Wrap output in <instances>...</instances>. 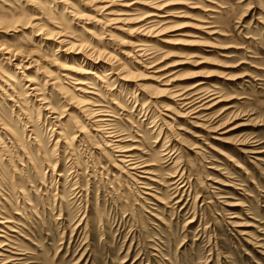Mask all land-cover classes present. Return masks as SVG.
Returning a JSON list of instances; mask_svg holds the SVG:
<instances>
[{"label": "rangeland", "instance_id": "obj_1", "mask_svg": "<svg viewBox=\"0 0 264 264\" xmlns=\"http://www.w3.org/2000/svg\"><path fill=\"white\" fill-rule=\"evenodd\" d=\"M115 1L133 21L106 25L86 0H0V45L34 61L17 71L0 59V219L11 223L0 243L23 264H264V0H157L170 14L155 20L158 37L135 32L151 9ZM59 32L123 67L120 85L104 65L75 78L96 87L89 102L150 174L114 168L108 140L80 115L82 94L60 76L92 62L65 60ZM169 89L224 102L196 123Z\"/></svg>", "mask_w": 264, "mask_h": 264}, {"label": "bare ground", "instance_id": "obj_2", "mask_svg": "<svg viewBox=\"0 0 264 264\" xmlns=\"http://www.w3.org/2000/svg\"><path fill=\"white\" fill-rule=\"evenodd\" d=\"M114 2H116V1L115 0H86V3L90 4L93 7L94 11H98V13L100 12L99 16L102 15V19L105 20V22L107 23L106 25H108V24L120 25L122 23H127L129 21H133V19L131 20L130 18H127V17L128 16H134V15H130V14H127V13H123L121 11L115 12V11H113V9L111 10V7L114 4ZM120 2H121V6L120 7L126 8V10L128 9L129 11L130 10L133 11L132 7H137V6L148 7V9H151L152 10V12L149 13V14H147L144 18H142L140 20L139 19L138 20L137 19H134V20L137 21V23H140L141 24L136 29V31H135V32H138L137 34L142 35V36H147V37H149V35H151V34H155V37H158V35H162L164 29H162V28L161 29H159V28L158 29H155L154 28L155 27L154 26L155 25L154 22H155V20L157 21V19H162V21H163V19L169 17L170 14L169 15L168 14L166 15L165 14L166 12H164L165 11V8L167 6H163L164 4L163 5L162 4L160 5L159 4L160 2H158L157 0H121ZM126 10H124V11H126ZM94 14H96V13H94ZM90 20H91V18H90ZM162 24H165V23L162 22ZM29 26H30V23L27 24V27H29ZM111 27H113V26H111ZM112 29H115L116 31H119L120 32V30H119L120 28H112ZM93 32L91 30H85V32H84V33H86L88 35V37L90 38L91 41H92V39H95V36H94V33ZM51 36L52 35L50 34V37L48 36L45 39L47 41H49V40H51ZM97 36H99V35H97ZM56 38L58 39V42H56V44H58V46L56 48L58 50L60 49L61 51L63 49L62 52L64 53V55H62V56L65 57L64 58L65 60L68 59V56H72L70 58V60H74V63L75 62L77 63V61H78L77 58H80V60H82L83 62L84 61H86V62L87 61H91L92 62V64L87 63L86 64V67L87 66L88 67H87V69H84V70H82L80 68V66H76V68L75 67H66V68H63L62 71L65 74H63L60 77H62L67 82H69L70 85L76 86V87H71L72 92L75 91V92H78V93L82 94L83 98H81L80 103L77 102L78 105H79V108H78L79 111H80L79 113H80V115L81 114H84V116L88 118L87 121L89 120V122H91V124H92L91 130L93 132H95L99 137H101L103 139V141H104L105 138L108 140V142H106V144H105V141H104V147L110 148L112 150V152L116 155L115 157L117 159V161H116L117 163H116L115 167L114 166L113 167L114 168H122V169L126 170L127 172H132V173H136V174H139V175L140 174L141 175H145V174L148 175V174H150L148 172V169H147V167L149 165L148 166H145L143 163H139L140 161L139 162L136 161L135 157L137 155L134 156V153L132 151L133 150L132 147H130L132 150L130 148L129 149L123 148L121 146V143H122L121 139L119 140V138H118V140H114L117 136L114 138V133L110 129V126H111L110 124H111L112 121L110 120L109 117H112V115H109L108 112L104 111L103 110V107H101L100 104H95V102H89V101H91L90 97L96 95L94 93L96 91V87L95 88L94 87H91V83H89L90 80L88 82L86 80H83V82H81L80 79H76L75 78L77 75H92V76L94 75L95 76L97 73L96 74H92L91 71L92 70H98L99 71V69H101L100 66L104 65V66H109V70H107V69L106 70H103V72H107L106 73V76H108V78L107 79L105 78L106 82L108 83L109 81H112V82L115 83V85H120L121 82H127L128 81V75L124 72V69H122L123 67L121 68L120 67L121 65L118 66V64H116L115 61L112 62L111 61L112 60L111 57H109L108 55H107L108 56L107 57L106 55H102L101 53H96L95 52V49L90 44H88V41H90V40L85 41V43L84 42L73 43L70 40H67L66 39V38H68V39H72V38L67 37L62 32L57 33ZM164 43H169V42H164ZM140 47H142V46H140ZM134 48H133V50H134ZM132 52H134V51H132ZM146 52H147V48H146ZM124 55H125V53H124ZM133 55H135L137 58L138 57L144 58V60L141 59L143 61V62L141 61V65L144 64L147 69L154 70L153 72L151 71L152 73H150V74H152L151 76H153V74L155 75L154 76V80H156V82L159 80L160 83H161L160 85L163 86V87L171 86V84L169 83V81H168V84L167 83H164V82H167V81L164 80L166 78V76L164 77V76H161V75L165 72V70H160L159 69L160 67L159 68L156 67V65L158 63L156 65H153V63L151 62V59L148 57V55H143L142 54V50H140V49L137 52H135V54H133ZM22 56H23V54L21 53L20 50H13V49H11L9 47H6L5 45H0V59L2 58L1 60L4 61V62L5 61L11 62V63L12 62H19L20 64H18V63H15L14 64V68L17 71L18 70H21V69H24V70L30 69L29 67L34 62V61H31V63H28V61L25 60V63L28 64V67H25V65H23V61H19V59ZM29 56L27 55V58L26 59H28ZM131 56H132V54H131ZM136 57H134L133 60ZM134 63H137V62H134ZM74 65H76V64H74ZM147 66H149V68ZM20 74H22V73H20ZM22 77H24L23 74H22ZM98 77H96V79H98L99 81H102L103 83H105V80L103 81V79H104L103 77H105V75L102 74V78L103 79L102 78H98ZM54 80L57 81L58 79L55 78ZM24 81H25L24 83L30 84L29 86H31V87H32V84L34 83V81L30 77H25V80ZM84 81H86V82H84ZM170 82H173V81L170 80ZM201 85H202L201 82L198 83L195 86L192 85L193 88L191 87V89H189V90L190 91L191 90L194 91V89L196 90V88L201 87ZM107 87H108V85H107ZM59 89L62 90V91L64 90V92H65L66 95L69 94V91L68 90H65L66 88H64L62 85L59 86ZM166 89H168V88H166ZM98 91H99V89H98ZM185 91H184V93L183 92L182 93H180V92L174 93L173 90H170L169 89L170 94H172V99H174V101L182 109L181 117L188 118V119H192V120H197L198 122L196 121V123H199V122L202 123V122H204L205 121L204 118H206V116H207L205 113H207V112L215 109L221 103L224 102V99L220 95L218 96L217 94H214V93L212 95H209V96L205 94L206 96L204 95L202 97L200 96V97L194 99V98H192L193 96L192 97H188V94H186ZM27 92H28V90H27ZM33 94L31 96H33ZM200 94H202V92L199 91L194 96L200 95ZM70 95L71 94H69V96ZM189 95H190V93H189ZM77 99H78V96H73L71 98L72 101L73 100L74 101H77ZM196 123H194V124L191 123V124L192 125H196ZM200 127H201V124H200ZM236 127H237V125H236ZM233 130H234L233 128L232 129H229L228 133L230 131H233ZM226 134H227V132H226ZM8 224H11V223L8 222V221H6L4 218L0 221V233H3L4 234V231L3 230L10 231V227H9ZM0 238H2V237L0 236ZM11 242L9 241L10 244H11ZM9 243H0V264H23L22 261H21L22 259H20L21 257L20 258H17L19 256L18 254L10 252L12 249H11Z\"/></svg>", "mask_w": 264, "mask_h": 264}]
</instances>
